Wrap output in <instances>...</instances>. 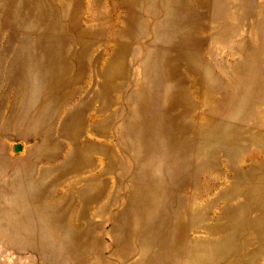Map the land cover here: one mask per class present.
I'll return each instance as SVG.
<instances>
[{
  "label": "rangeland",
  "instance_id": "rangeland-1",
  "mask_svg": "<svg viewBox=\"0 0 264 264\" xmlns=\"http://www.w3.org/2000/svg\"><path fill=\"white\" fill-rule=\"evenodd\" d=\"M0 264H264V0H0Z\"/></svg>",
  "mask_w": 264,
  "mask_h": 264
},
{
  "label": "bare ground",
  "instance_id": "bare-ground-1",
  "mask_svg": "<svg viewBox=\"0 0 264 264\" xmlns=\"http://www.w3.org/2000/svg\"><path fill=\"white\" fill-rule=\"evenodd\" d=\"M133 127L139 138L145 144L148 140H151L153 134H157L160 130L159 125L152 119H148L143 123H134Z\"/></svg>",
  "mask_w": 264,
  "mask_h": 264
},
{
  "label": "water",
  "instance_id": "water-1",
  "mask_svg": "<svg viewBox=\"0 0 264 264\" xmlns=\"http://www.w3.org/2000/svg\"><path fill=\"white\" fill-rule=\"evenodd\" d=\"M20 147L18 145L15 146V149L18 150Z\"/></svg>",
  "mask_w": 264,
  "mask_h": 264
}]
</instances>
